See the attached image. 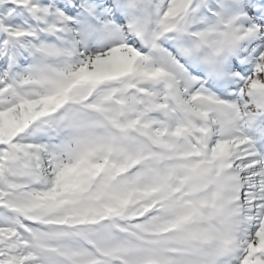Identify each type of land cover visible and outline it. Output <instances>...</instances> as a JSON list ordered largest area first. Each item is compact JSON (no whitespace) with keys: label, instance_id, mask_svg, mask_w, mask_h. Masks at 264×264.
<instances>
[{"label":"snow or ice","instance_id":"obj_1","mask_svg":"<svg viewBox=\"0 0 264 264\" xmlns=\"http://www.w3.org/2000/svg\"><path fill=\"white\" fill-rule=\"evenodd\" d=\"M0 264H264V0H0Z\"/></svg>","mask_w":264,"mask_h":264}]
</instances>
